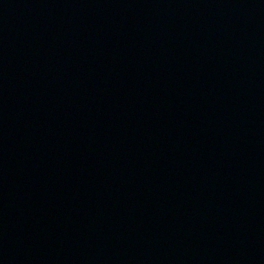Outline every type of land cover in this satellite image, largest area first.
Returning <instances> with one entry per match:
<instances>
[{
    "label": "water",
    "instance_id": "1",
    "mask_svg": "<svg viewBox=\"0 0 264 264\" xmlns=\"http://www.w3.org/2000/svg\"><path fill=\"white\" fill-rule=\"evenodd\" d=\"M0 264H264V0H0Z\"/></svg>",
    "mask_w": 264,
    "mask_h": 264
}]
</instances>
